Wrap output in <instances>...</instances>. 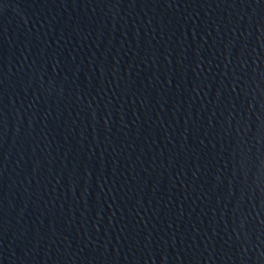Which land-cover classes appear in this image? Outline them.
Returning <instances> with one entry per match:
<instances>
[{
  "label": "water",
  "instance_id": "water-1",
  "mask_svg": "<svg viewBox=\"0 0 264 264\" xmlns=\"http://www.w3.org/2000/svg\"><path fill=\"white\" fill-rule=\"evenodd\" d=\"M0 264H264V0H0Z\"/></svg>",
  "mask_w": 264,
  "mask_h": 264
}]
</instances>
